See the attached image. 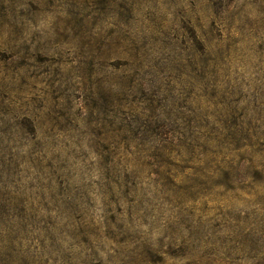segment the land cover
Masks as SVG:
<instances>
[{
  "label": "clouds",
  "instance_id": "9594fccd",
  "mask_svg": "<svg viewBox=\"0 0 264 264\" xmlns=\"http://www.w3.org/2000/svg\"><path fill=\"white\" fill-rule=\"evenodd\" d=\"M0 264H264V0H0Z\"/></svg>",
  "mask_w": 264,
  "mask_h": 264
},
{
  "label": "rangeland",
  "instance_id": "374dc122",
  "mask_svg": "<svg viewBox=\"0 0 264 264\" xmlns=\"http://www.w3.org/2000/svg\"><path fill=\"white\" fill-rule=\"evenodd\" d=\"M98 2L102 4L103 3V0H98Z\"/></svg>",
  "mask_w": 264,
  "mask_h": 264
}]
</instances>
